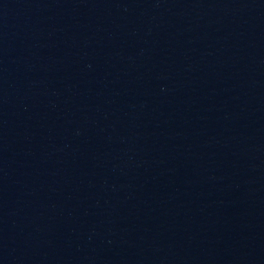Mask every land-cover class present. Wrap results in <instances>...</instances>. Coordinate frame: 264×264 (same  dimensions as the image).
Instances as JSON below:
<instances>
[{"label": "water", "instance_id": "95a60500", "mask_svg": "<svg viewBox=\"0 0 264 264\" xmlns=\"http://www.w3.org/2000/svg\"><path fill=\"white\" fill-rule=\"evenodd\" d=\"M0 264H264V0H0Z\"/></svg>", "mask_w": 264, "mask_h": 264}]
</instances>
